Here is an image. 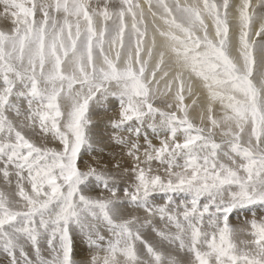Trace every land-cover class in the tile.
Instances as JSON below:
<instances>
[{
    "label": "snow or ice",
    "instance_id": "snow-or-ice-1",
    "mask_svg": "<svg viewBox=\"0 0 264 264\" xmlns=\"http://www.w3.org/2000/svg\"><path fill=\"white\" fill-rule=\"evenodd\" d=\"M0 22V264H264V0Z\"/></svg>",
    "mask_w": 264,
    "mask_h": 264
},
{
    "label": "rangeland",
    "instance_id": "rangeland-1",
    "mask_svg": "<svg viewBox=\"0 0 264 264\" xmlns=\"http://www.w3.org/2000/svg\"><path fill=\"white\" fill-rule=\"evenodd\" d=\"M0 26H3V22H0Z\"/></svg>",
    "mask_w": 264,
    "mask_h": 264
},
{
    "label": "bare ground",
    "instance_id": "bare-ground-1",
    "mask_svg": "<svg viewBox=\"0 0 264 264\" xmlns=\"http://www.w3.org/2000/svg\"><path fill=\"white\" fill-rule=\"evenodd\" d=\"M190 102V101H189ZM155 142V141H154Z\"/></svg>",
    "mask_w": 264,
    "mask_h": 264
}]
</instances>
